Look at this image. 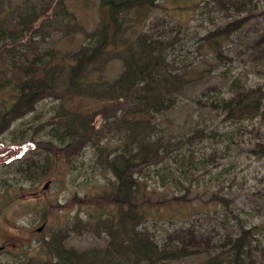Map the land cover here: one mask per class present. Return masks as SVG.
<instances>
[{
  "label": "trees",
  "instance_id": "obj_1",
  "mask_svg": "<svg viewBox=\"0 0 264 264\" xmlns=\"http://www.w3.org/2000/svg\"><path fill=\"white\" fill-rule=\"evenodd\" d=\"M144 1L150 3V0H97L101 11L98 22L84 31L83 42L63 61L54 60L56 48L43 47V44L49 33L44 28L53 20L56 19L57 29H60L74 18L65 0H42L38 8L32 6L27 15L20 17L14 27L5 30L0 25V48L10 46L19 52L20 45L26 43L22 36L35 24V30L27 39H34L31 57L25 62L13 61L12 73L6 75L13 86L6 90L8 99L0 106V135L16 119L33 111L40 100L52 95H59L55 98H60L63 92L69 97L86 95L97 102L92 109L81 111L67 109L64 99H60L61 105L47 122L13 131L9 137L11 143L21 145L33 143L37 133L44 129L43 134L48 138L35 140L50 144L53 139L56 150L39 151L33 147L17 158L0 162V180L3 176L7 178L6 195L9 186L19 179L23 184L38 183L50 174L52 159L60 157L57 152L63 151L69 161L72 155H78L75 148L81 150L89 142L93 149L90 165L99 166L100 173L108 171L113 177L98 196L110 204L108 211L89 214L82 222L86 229L95 226L103 242L78 250L65 245L66 233H49L41 242L49 253L48 264H264L254 253L259 245L258 234L264 229L259 224L246 226L230 207V200L221 193L212 192L209 196L224 206L225 214L229 212L237 220L230 231L223 222L210 237L207 229L200 228L195 219L183 220L180 216L179 220H173V216L161 220L160 233L154 226L164 215L163 204L168 215L183 212L179 205L184 202L181 200H188L187 194L196 179L193 172L216 155L215 145H210L207 152L193 145L203 138H209L212 144L224 138L233 142L231 137L241 132L240 125L234 123L255 117L264 120V92L259 86L237 85L233 81L231 85L237 86L228 87L227 95L219 87H182L185 82H196L199 76L205 78L206 74H198L201 72L198 69L172 72L175 60L166 61L163 50L175 41L178 28L169 37L163 35L164 29L156 35L142 29L132 33L133 27L140 23L141 9L146 7ZM213 1L226 7L225 0ZM53 4L48 15L45 7ZM231 5L239 10L246 8L248 2L235 0ZM4 19L0 15V23ZM246 19L247 16L228 19L207 29L200 38L215 57H225L223 47L227 39ZM236 39L241 40L242 36ZM248 42L255 56L257 51L253 49L258 47L259 41L254 36L248 37ZM44 55L48 56L47 60L43 59ZM112 58L121 60L119 72L112 78L104 77L102 72L99 76V70L103 71ZM196 91H199L193 98L196 109L181 115L182 122L176 121L177 113L184 107L183 95ZM204 112L208 118L215 115L214 118L227 122V129L211 126L213 121L199 126L198 120L204 119ZM157 115L163 117L166 126L156 123ZM97 120L98 126L94 128ZM173 121L177 126L169 129L167 126ZM106 131L113 134V145ZM249 151L253 155H264V142H255ZM150 171L157 183L155 186L146 179ZM168 182L172 184L169 194L164 188Z\"/></svg>",
  "mask_w": 264,
  "mask_h": 264
},
{
  "label": "rangeland",
  "instance_id": "obj_2",
  "mask_svg": "<svg viewBox=\"0 0 264 264\" xmlns=\"http://www.w3.org/2000/svg\"><path fill=\"white\" fill-rule=\"evenodd\" d=\"M234 1L225 0L227 8L220 3H214L213 0H150V3L144 1L146 7L141 9L140 23L133 27L132 33L142 29L156 35L164 29L163 35L169 37L175 33L176 28L179 29L175 41L163 50L166 61L171 63L175 60L171 65L172 72L180 73L198 69L201 71L198 74H206L205 78L197 74L199 77L196 82H185L182 87H200V89L219 87L224 91V95H227L230 93L228 87L244 84L252 87L259 86L264 92V0H245V3L248 2L247 7L239 10L233 9L231 3ZM41 3L42 0H0V15L5 17L0 23L1 27L5 30L14 27L18 19L27 15L32 6L38 8ZM65 5L74 15V18L68 21V25L57 29L55 19L50 26L44 28L49 33L45 36L46 41L43 47L56 48L54 60L59 61L65 60L70 51L83 42L84 31L91 29L98 22L101 12L97 0H65ZM53 6L54 4L45 7L49 11L48 15ZM236 16H247V19L230 36L231 38L227 39L223 47L225 57L217 58L202 42L200 35L207 29L223 24ZM39 21L40 19L37 22ZM34 25L26 35L22 36L26 38L23 40L26 43L25 46L20 45L19 52L10 46L0 48V106L3 100L8 99L9 92L6 90H10L13 86V82H10L6 76L12 73L13 61L25 62L32 55L34 46L31 44L34 39L32 41L27 39L35 30ZM238 36H242V39H236ZM254 36L259 41V45L253 49L257 52L255 56H252V45L248 42V37ZM47 58L48 56L44 55L43 59L47 60ZM120 69L121 60L112 58L105 64L103 71L99 70V76L102 72L104 77L112 78ZM231 81L237 85L232 86ZM66 94L63 92L60 98H55L59 97L55 94L40 100L33 111L16 119L9 129L0 135L2 139L0 162L17 158L33 147L39 151L56 150V142L53 139L51 140L55 143L50 144H46L45 140H35L38 137L48 138L46 134H43L46 131L44 129L37 133L33 143L31 141L19 145L11 143L9 137L16 128H28L37 123L47 122L61 105L60 99H64L63 102L69 110H90L97 103L95 99L86 95L74 94L69 97ZM196 95H199V91L183 95L181 102L184 107L177 113L176 121L182 122L184 113L196 109L197 103L193 101ZM262 100L264 111V93ZM97 117L100 119L99 116ZM202 117L204 119L198 120L199 126H206L213 121L211 126L214 125L219 130L227 129L225 126L227 122L214 118L215 115L211 119L204 112ZM155 121L160 122L161 127L166 126L163 117L157 115ZM176 121L167 127L175 128ZM98 122L99 120L95 122L94 128L98 126ZM234 124L240 125L241 132L231 137L233 142L224 138L212 144L209 138H203L193 145L194 148L206 152L210 150V145H215L216 155L204 161L201 169L193 172L196 179L193 180L191 191L187 194L188 200H181L184 202L179 205L183 212L168 215L163 204L164 215L154 224L158 233L162 232L163 228L160 221L168 219V216H173V220H179L178 216L183 220L195 219L200 228L207 229L206 232L210 237L215 235V229L219 228L223 222L224 227L230 231L237 220L229 212L224 213V206L209 196L212 192H218L227 197L230 200V207L246 226L259 224L264 229V155H253L249 151V147L255 142H264V120L261 117H255L252 120H243L241 123ZM106 134L113 145L115 142L113 134L107 131ZM225 143H228L226 147H224ZM74 151H77L78 155H72L69 161L64 158L63 151L57 152L60 157L52 159L50 174L38 183L23 184V181L19 179L17 183L9 186L7 195V178L1 177L0 264H24L25 262L48 264L49 253L44 250L45 246H42L41 242L52 232L66 233L65 245L78 250L102 244L103 239L95 226L86 229L82 222L89 214L108 211L110 204H106L98 196L108 187L113 177L108 171L100 173L99 166L90 165L93 161V149L89 142H86L81 150L79 147ZM146 179L150 185L157 184L151 171L147 172ZM46 180L49 182L43 189ZM164 188L169 194L172 184L168 182ZM189 211L193 213L190 214ZM164 224H167V221H164ZM41 225V229H38ZM258 242V249L254 253L264 260V247H261L264 245V230L258 234Z\"/></svg>",
  "mask_w": 264,
  "mask_h": 264
},
{
  "label": "water",
  "instance_id": "obj_3",
  "mask_svg": "<svg viewBox=\"0 0 264 264\" xmlns=\"http://www.w3.org/2000/svg\"><path fill=\"white\" fill-rule=\"evenodd\" d=\"M48 182H49V180H46V181L44 182V184H43V189L46 188V186L48 185ZM41 227H42V225H41L40 227H38V229H41Z\"/></svg>",
  "mask_w": 264,
  "mask_h": 264
}]
</instances>
